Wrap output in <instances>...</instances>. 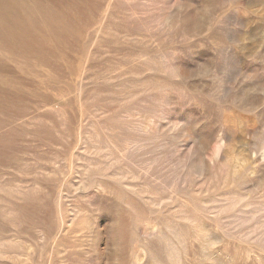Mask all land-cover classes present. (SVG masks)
Wrapping results in <instances>:
<instances>
[{
    "label": "rangeland",
    "instance_id": "374dc122",
    "mask_svg": "<svg viewBox=\"0 0 264 264\" xmlns=\"http://www.w3.org/2000/svg\"><path fill=\"white\" fill-rule=\"evenodd\" d=\"M0 264H264V0H0Z\"/></svg>",
    "mask_w": 264,
    "mask_h": 264
}]
</instances>
